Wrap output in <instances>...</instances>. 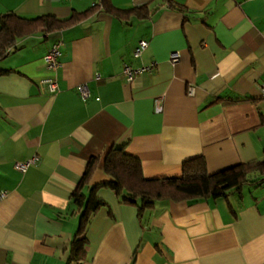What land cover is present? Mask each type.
Returning <instances> with one entry per match:
<instances>
[{
  "label": "crops",
  "instance_id": "obj_1",
  "mask_svg": "<svg viewBox=\"0 0 264 264\" xmlns=\"http://www.w3.org/2000/svg\"><path fill=\"white\" fill-rule=\"evenodd\" d=\"M105 1L136 12L117 17L103 0H0V15L85 13L19 38L0 58V264H264L259 171L226 196L160 200L142 216L100 188L105 205L88 220L84 258L70 260L80 219L71 195L91 157L93 181L105 178L112 146L137 157L147 179L179 177L197 156L211 174L264 164V0ZM141 39L148 45L135 58ZM57 42L51 94L43 57ZM125 66L151 70L129 82ZM34 156L26 171L15 168Z\"/></svg>",
  "mask_w": 264,
  "mask_h": 264
},
{
  "label": "trees",
  "instance_id": "obj_2",
  "mask_svg": "<svg viewBox=\"0 0 264 264\" xmlns=\"http://www.w3.org/2000/svg\"><path fill=\"white\" fill-rule=\"evenodd\" d=\"M106 11L124 17L135 10L121 11L103 0ZM74 14L67 19H58L53 15H42L28 19L14 13L0 15V58H3L16 41L37 31L51 32L74 24L83 16ZM99 162L98 157L88 160L84 174L72 193V201L80 211L79 227L71 241L70 260L81 261L85 255V231L90 216L105 203L97 197V190L108 188L114 191L124 204L136 206L138 215L154 207L160 200L192 201L202 198L226 196L229 190L240 189L248 175L259 171L264 176V164L250 162L238 164L216 173L207 171L203 156L185 160L182 163L181 176L175 178L147 179L142 173L140 160L128 154L124 147L112 146L104 156L103 173L105 178L93 181V175ZM88 187V196L82 192Z\"/></svg>",
  "mask_w": 264,
  "mask_h": 264
},
{
  "label": "built area",
  "instance_id": "obj_3",
  "mask_svg": "<svg viewBox=\"0 0 264 264\" xmlns=\"http://www.w3.org/2000/svg\"><path fill=\"white\" fill-rule=\"evenodd\" d=\"M148 41L141 39L138 41L137 45L133 49V56L135 58H139L143 52V50L147 47ZM61 43L57 42L54 43L50 49L48 50V53L43 57V61L46 65L47 70L49 71V75L44 78L41 83L44 86L45 90L48 93L55 94L58 91V81L56 77V71L57 68L60 65L59 62V57L61 55V50H60ZM180 58V54L178 51H175L171 53L169 60L171 63L175 64L178 62ZM151 66H143L140 68L132 69L129 66H125L124 68V73L126 74L127 81L131 82L134 80L135 76L144 72V71H150ZM98 78V77H97ZM78 92L83 98H87L90 96L89 89L87 85H80L78 86ZM260 90L264 96V84L261 85ZM162 99L157 98L155 100V111L156 112H161L162 111ZM38 158L36 156L22 162H16L15 163V168L21 172L26 171L30 166L36 164Z\"/></svg>",
  "mask_w": 264,
  "mask_h": 264
}]
</instances>
